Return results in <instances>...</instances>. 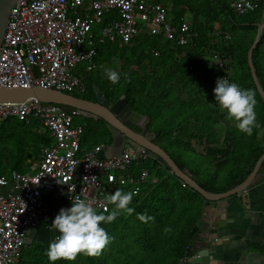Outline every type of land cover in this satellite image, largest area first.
<instances>
[{"label":"trees","instance_id":"16d2710c","mask_svg":"<svg viewBox=\"0 0 264 264\" xmlns=\"http://www.w3.org/2000/svg\"><path fill=\"white\" fill-rule=\"evenodd\" d=\"M155 1L164 4L175 24L189 14L192 21L186 20L191 33H195L193 39L186 45H180L141 32L128 44H106L99 59L105 62L111 57H118L121 62L120 71L111 78L109 86V81L101 74L99 81L91 73L84 74L85 90L87 88L93 94L92 86L96 84L111 101L124 95L132 111L150 118L147 125L149 130L156 134L157 142L180 168L186 166L181 153H193L192 138L203 139L204 134L210 135L208 132L212 130V122L216 123L223 118L218 108L208 109V106L210 101L217 102L226 91L228 99L231 98L241 108L245 118L244 130L236 135L247 139L231 141L221 148L209 147L205 152L216 157L214 160L218 168L222 164L219 158L227 156L231 145H241L242 156L233 159L232 167L223 180H216V172L209 177L197 179L198 184L210 192L226 191L247 177L264 152V134L262 140H255L259 131H264V100L252 80L247 61V52L258 25L264 21V0H255L258 8L243 14L234 13L227 0ZM260 13L263 14L262 21ZM216 24L230 35V39L224 41L223 35L214 36L218 42L207 44L203 35L211 34ZM260 52L264 54V27L252 53L258 81L264 90V63H261ZM214 53H218L221 59L236 62L241 77L248 80L245 85L247 93L234 94V80L231 79L227 84L225 72L213 66L207 68L210 65L208 58H212ZM70 94L84 96V92L79 91ZM99 122L102 124L101 130L108 134L104 120L100 118ZM38 125L36 119L20 121L8 118L1 122L0 175L11 170L27 171L29 161L38 158L41 149L50 144L49 131H40ZM244 157L247 158L241 166ZM141 168H145L149 178L154 177L156 181H146L136 195H126L121 206L110 209L102 219L94 221L84 237L64 235L58 241L23 246L14 264H146L145 255L152 253L150 249L156 245L152 234L154 230L160 231L162 228L159 224L163 223V217L174 213L182 200L192 201L193 194H200L189 186L182 187L181 180L171 172L170 179L167 178L168 168L155 159L134 162L130 170L139 173ZM263 169L264 160L259 171ZM177 188L182 192L178 193ZM195 214L185 219L184 234L173 245L174 249L171 248L174 251L171 264H176L184 254L186 245L192 242L193 234L200 230L193 225ZM183 215L179 214L182 220L185 217ZM121 229L126 232L125 235L120 232ZM101 242L109 244V250L112 248V251L101 253ZM167 249L169 251V246ZM160 262L167 261L158 255L153 264Z\"/></svg>","mask_w":264,"mask_h":264},{"label":"built area","instance_id":"2783aa9c","mask_svg":"<svg viewBox=\"0 0 264 264\" xmlns=\"http://www.w3.org/2000/svg\"><path fill=\"white\" fill-rule=\"evenodd\" d=\"M227 3L236 14L258 8L255 0ZM141 32L180 45L194 37L186 18L175 24L164 4L155 0H16L0 44V87L82 91L83 75L103 65L95 62L98 52L117 41L128 44ZM212 35L230 39L220 27ZM212 59L229 83L228 61L218 53ZM217 103L231 108L224 97ZM80 114L78 109L66 110L37 99L0 102V124L8 118L36 119L51 137L27 171L0 175V189H4L0 191V264H14L24 246L23 231L48 219L44 193L63 190L68 194L69 234L81 238L112 206H121L122 195H136L147 181L145 168L137 174L130 168L149 156L136 153L129 144L110 157L99 155L106 147L103 144L82 150L84 124L75 123ZM181 186L187 184L182 181ZM197 247L196 241L189 242L176 264L195 256Z\"/></svg>","mask_w":264,"mask_h":264},{"label":"crops","instance_id":"0c3cea01","mask_svg":"<svg viewBox=\"0 0 264 264\" xmlns=\"http://www.w3.org/2000/svg\"><path fill=\"white\" fill-rule=\"evenodd\" d=\"M215 27H219V25L216 24ZM192 34L195 35V33ZM116 43L122 45V43H120L119 41H117ZM100 54L101 51L100 53L98 52V55L95 58L97 66H99V63L104 64V62L99 59ZM226 60L228 61L229 66L231 67L230 80H234L233 82L236 87L232 88V91L234 92V94L238 95H240L241 93H247L248 89L245 87V85L248 83V80H246L245 77H242L243 84H241L242 88H240V71L237 69L234 71L235 61L231 59ZM98 69L101 68L97 67L94 70ZM92 72L90 73L92 74ZM85 74L87 75L89 74V72ZM96 87L99 92L100 88L96 84L92 86L93 92H96ZM83 90L79 92L83 93L85 91ZM222 97H224L225 102L227 101V104H230V110L226 107V105L224 106L218 104V101H210L208 109L218 108L219 114H221L223 118L219 119L216 123L212 122V130L208 132L210 135L204 134L203 139H201L200 137H198L197 139L192 138L191 150L193 152L192 155H194L192 158L194 162L192 164L193 167H188L186 164L187 162L183 159V163L186 166L182 168L189 169L193 174V178L196 181L198 178L201 177H209L214 174V172L218 174V180H221L220 174L223 176V178L225 175H227L229 168L232 167V162L234 161L233 159H235V157L242 156V146L239 144L236 146L231 145V149L227 153V156L219 158L222 160V164L220 165V168H218L217 162L214 160L216 157L214 155H209L205 152V149L209 147L221 148L225 147V145L229 144L231 141L239 142L247 139L245 137L236 135L238 132H241L245 128V118L241 108H239L235 103H233L231 98L228 99L226 91L223 92L220 99ZM253 98L256 101L255 94ZM256 103L257 102H255V104ZM238 115L243 117V120L241 119V121H239V124H233V122L235 123V121L231 120V118L237 117ZM145 116L149 118L147 115ZM237 119L239 120L240 118L237 117ZM93 120V118L85 117L81 114L75 118L76 124H84V132L80 140L81 149L89 150L94 148L98 144H103L106 147L101 153H99V155L105 156V151L112 145V137L109 133H105V135L108 136L106 142L95 140L92 143H87V134L85 132L87 131L89 126L91 124L92 126H99V123ZM243 121L244 123L242 124ZM149 123L150 118L148 124ZM38 126L43 127L40 124ZM99 129L101 130V126H99ZM44 130L47 129L44 128ZM228 131H232L233 133L231 134L232 139L227 142L225 136L228 135H226L225 133H227ZM263 134L264 131L260 130L255 140H262ZM155 141L156 143H158L157 139H155ZM182 153L181 156H183ZM246 158L247 157L243 158L241 166L244 164ZM33 160L35 159H32L31 161ZM167 172H170V170ZM133 173L137 174V172ZM258 173H260V176L259 178L254 180L253 183H250L244 190L240 191L239 193L233 194L224 200L225 207L221 208V212H223L224 217V219H222L224 224L221 225L220 223V227L217 226L219 222L214 220V214L212 213V206L216 207L218 202L209 201L198 194H193L192 203L197 206V211L199 210L198 214L196 212L194 216L195 220L193 225L200 230L195 235L193 234L194 237L192 242H197L198 247L196 251H200L203 249L208 250L209 255L206 261H208L209 259L213 260L211 263L214 264H264V169L262 171L258 170ZM149 180L155 182L156 178L152 177L150 179L148 176L147 181ZM0 191H4V189H0ZM125 196L126 194L121 196L122 202ZM43 199L45 201V206L47 208L49 217L48 219L43 221L38 227L26 228L23 231L24 246L32 245L35 243L45 244L50 241H58L62 236L70 235L69 225L71 223V218L69 217L66 211L70 207V198L68 194L63 190H54L51 192L44 193ZM117 207L119 208L120 206H112V208ZM212 220L215 225H213ZM201 233H203L204 236ZM212 233H215V237L212 235ZM57 237L58 240L56 239Z\"/></svg>","mask_w":264,"mask_h":264},{"label":"water","instance_id":"95a60500","mask_svg":"<svg viewBox=\"0 0 264 264\" xmlns=\"http://www.w3.org/2000/svg\"><path fill=\"white\" fill-rule=\"evenodd\" d=\"M15 1L16 0H0V44L2 42L10 9ZM263 27L264 21L258 25L254 41L248 50L247 58L253 81L260 96L264 100V90L258 81L252 61V53L259 41V36ZM96 96L98 99L93 102L54 89H45L41 87H0V102H19L28 99H37L44 103L58 104L61 108L66 110L78 109L81 115L85 117L103 119L112 137V145L105 151V157L119 155L125 145L129 144L135 149L136 153H145L150 158L156 159L162 166L167 167L172 174L184 181L187 186L198 192L203 198L218 202L216 207L212 206V213L214 214V220L219 222L217 225L219 227L220 223L221 225L224 224L222 220L224 219L223 212H221V208L225 207L224 200L244 190L260 176L258 170L264 159V152L256 160L253 169L241 183L223 192H210L198 184L189 169L180 168L169 154L154 141L156 134L146 128L149 118L138 112L132 111L123 95L117 100L111 101L104 94L101 95L96 87ZM142 118L144 121L141 122L140 120ZM212 223L215 225L213 220ZM212 235L215 237V233H212ZM208 255L209 252L207 249L197 251V254L188 258L185 264H214L211 263L213 260L209 259L206 261Z\"/></svg>","mask_w":264,"mask_h":264},{"label":"rangeland","instance_id":"374dc122","mask_svg":"<svg viewBox=\"0 0 264 264\" xmlns=\"http://www.w3.org/2000/svg\"><path fill=\"white\" fill-rule=\"evenodd\" d=\"M260 18H261V21L263 19V14L260 13ZM185 18L190 22L192 21L191 18L189 17V14H186L185 15ZM218 25V24H217ZM220 26V25H219ZM203 39L204 41L207 43V44H213L214 42H218L217 40H214V37L212 35V33L208 34H204L203 35ZM260 56V60H261V63H264V54L263 52H260L259 54ZM209 59V64L207 66V68L211 67L214 65V61L212 58H208ZM236 63V62H235ZM234 63V71L237 69V66L236 64ZM120 65H121V62L119 60L118 57H111L110 60L108 61H105L104 64L102 65L101 69H98V70H94L92 72V75H93V78L94 79H98L99 81V74L102 75V77L105 79V80H108V86L110 85V80H112L111 78L114 77V75L120 71ZM214 67V66H213ZM239 70V69H238ZM241 78V83L239 85L240 88L241 87V84L242 83V77L239 76ZM211 107V106H210ZM237 117H239L240 119L238 120ZM237 117H232L231 120H234L235 123L233 122V124H239L241 121V119L243 120V117H241L240 115H238ZM244 123V121L242 122V124ZM99 125L102 126V124L99 122ZM44 130L43 127H40V131ZM87 134V137H86V140H87V143H92L94 142L95 140H98V141H104L106 142V139L108 136L105 135V133L99 129V126L98 125H94L92 126V124L89 126V128L87 129V131L85 132ZM233 132L232 131H228L227 133H225L226 135L228 136H225V139L227 140V142L229 140L232 139V134ZM235 137V136H234ZM182 157L183 159L187 162V166L188 167H193V156L194 155H190L188 153H182ZM195 160V159H194ZM197 168V167H196ZM166 176L167 178L170 179V174L169 172H166ZM223 176L220 174V179H222ZM219 178H216V180H218ZM176 190H178V193L182 192V190L180 188H177ZM192 199V198H191ZM191 202V204H190ZM176 204H179L176 202ZM197 211V206H194L192 201L188 200L186 202V199L183 201H181L180 205L176 206V210L174 213H170L168 214L167 216L163 217L164 220H163V223L165 222V226H163V223H160L159 225L162 227L160 229V231H155L154 230V233L152 234L155 238H154V241L156 243V245L153 246L152 249L150 250H153V252H148L149 254L145 255L146 257V264H151L149 262H154V259L156 258V256L158 255H161L163 256L167 262L165 263H159V264H171V258H173L174 256V251L171 250V248L174 249L173 245L176 244L177 240L181 239L184 232H183V227L186 225L185 224V219L186 218H190L194 213H196ZM179 214H184L183 216L184 219L182 220V217L180 216L179 217ZM178 217H179V220H178ZM120 232H123L124 235L126 234V232L124 230H120ZM115 241V240H113ZM101 244V245H100ZM112 247H113V243H111ZM109 244H104L103 242L99 243V250L101 253H106L108 251H112V248L109 250ZM169 246V251H167V247ZM114 249V248H113ZM167 251V252H166ZM144 253H147L144 251ZM173 253V254H172ZM152 254V255H151Z\"/></svg>","mask_w":264,"mask_h":264},{"label":"flooded vegetation","instance_id":"af4514ba","mask_svg":"<svg viewBox=\"0 0 264 264\" xmlns=\"http://www.w3.org/2000/svg\"><path fill=\"white\" fill-rule=\"evenodd\" d=\"M85 90V89H84ZM99 92L101 93V95L102 94H104L105 96H106V93L104 92V91H102L101 89H99ZM75 96V95H74ZM78 97V96H77ZM107 97V96H106ZM79 98H82V99H85V100H88V101H93V102H95V101H97V96H96V92L94 91L93 92V94L90 92V90H87V88H86V90L84 91V96H82V97H79ZM108 98V97H107ZM90 118H92V117H90ZM94 120H95V122H97V123H99V120H100V118H93ZM93 120V121H94ZM141 122L142 121H144V119L142 118L141 120H140ZM139 121V124L141 123ZM106 123V122H105ZM136 124H138V123H136ZM138 124V125H139ZM141 125V124H140ZM148 125V124H147ZM146 125V128H147V130H149V128H148V126ZM107 126V125H106ZM156 139V138H155ZM155 139H154V141H155ZM156 142V141H155Z\"/></svg>","mask_w":264,"mask_h":264},{"label":"clouds","instance_id":"9594fccd","mask_svg":"<svg viewBox=\"0 0 264 264\" xmlns=\"http://www.w3.org/2000/svg\"><path fill=\"white\" fill-rule=\"evenodd\" d=\"M150 158V157H149ZM153 159V158H152Z\"/></svg>","mask_w":264,"mask_h":264}]
</instances>
